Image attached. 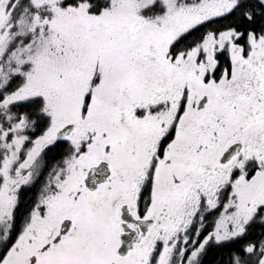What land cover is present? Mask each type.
<instances>
[{
  "label": "snow or ice",
  "instance_id": "snow-or-ice-1",
  "mask_svg": "<svg viewBox=\"0 0 264 264\" xmlns=\"http://www.w3.org/2000/svg\"><path fill=\"white\" fill-rule=\"evenodd\" d=\"M0 264H264V0H0Z\"/></svg>",
  "mask_w": 264,
  "mask_h": 264
}]
</instances>
